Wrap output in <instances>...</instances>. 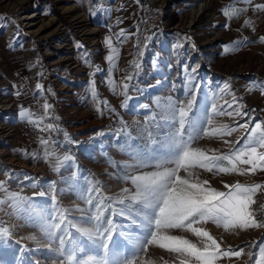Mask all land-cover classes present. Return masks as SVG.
I'll use <instances>...</instances> for the list:
<instances>
[{"label":"rangeland","instance_id":"374dc122","mask_svg":"<svg viewBox=\"0 0 264 264\" xmlns=\"http://www.w3.org/2000/svg\"><path fill=\"white\" fill-rule=\"evenodd\" d=\"M206 1L211 11L182 22ZM256 5L264 0H0V125L14 130L0 127V181L9 193L39 201L35 206L47 211H54L55 197L65 224L91 216L97 200L108 203L123 188L132 189L120 179L123 166L134 163L132 150L146 143L145 130L162 139L166 129L157 125H163L164 106L169 100L187 103L192 89L197 104L202 96L212 97L223 113L213 115L209 131L236 129L203 136L192 147L209 155L235 151L247 139L240 124L247 122L250 130L264 123V9ZM229 104L249 115L229 116ZM25 123L47 129L48 135L32 139L22 129ZM65 155L72 160L64 161ZM192 171L193 179L211 183V172ZM88 184L92 205L71 187ZM39 191L46 195L36 196ZM0 200L6 201L0 205V226L11 233L10 247L0 248V264L66 260L58 257L64 225L50 239L24 213H16L3 191ZM68 231L69 242L82 244L84 254L96 252L86 236ZM151 250L149 245L138 264H154Z\"/></svg>","mask_w":264,"mask_h":264},{"label":"snow or ice","instance_id":"6c2138e0","mask_svg":"<svg viewBox=\"0 0 264 264\" xmlns=\"http://www.w3.org/2000/svg\"><path fill=\"white\" fill-rule=\"evenodd\" d=\"M256 8L264 9V5H256ZM260 39L264 42V36ZM107 44L115 53L116 49L112 47L110 38ZM107 59L111 61L113 56L109 55ZM38 88L42 86L38 85ZM123 88L127 90L128 84L125 83ZM191 92L187 103L169 100L164 106L160 117L163 125H157L166 129L162 139L157 140L152 131L145 130L146 143L143 146L137 145L132 150L134 163L125 164L120 175L121 181L130 182L132 189L123 188L118 198H107L108 203H105L104 199L97 200L91 216L75 222L68 220L65 224L64 211L57 208L55 197L52 198L51 205L54 211H47L35 206L41 203L39 201L30 203L29 197L9 193L5 183L0 181V191L12 202L11 206L16 213H24L50 239L54 238L55 232L64 225V231L58 237V257L66 256V260L61 259L60 264H138L149 245H156L177 254L179 264H217L222 257L239 258L244 255L243 248L234 252L222 251L220 244L208 231L194 225L211 221L226 230L264 227L249 210L250 205L254 203L253 195L264 185L225 183L224 188L227 191H220L211 187L206 180L201 182L199 179H193L192 170L199 168L214 174L241 175L245 172L255 173L257 170L264 172V123L257 122L250 130L247 122L240 124L239 128L247 130L244 144L235 151H230V154L218 155L213 152L209 155L204 150L192 147L193 143L203 136L231 135L236 129L224 126L225 131H209L213 115L223 113H218L214 98L202 96L197 104L196 90L192 89ZM44 107L47 110L50 106L45 104ZM228 108L232 109L227 113L229 116L249 115L241 113L238 105L233 107L229 104ZM48 128H53V125L49 124ZM42 143L48 142L45 140ZM236 143L239 144V140ZM62 159L70 161L72 157L65 155ZM240 164L250 167L241 169L238 167ZM145 168L153 170L130 174ZM56 171H59V168H56ZM181 171L186 173V177L181 176ZM50 183L54 185L55 182ZM71 187L87 204H93L90 184ZM96 191L99 192V189ZM35 195L44 197L46 193L39 191ZM5 203V200H0V205ZM109 209V217L104 219V212ZM113 216L122 217L124 220L114 223ZM57 219L59 223H56ZM125 221H130V224ZM77 224L81 227H77ZM69 228H75L78 233L91 240L96 252L84 254L82 244L70 243L72 233L68 231ZM174 229L191 232L199 238L200 246L180 235L170 234V230ZM10 236L9 228L0 226V248L10 247L7 244ZM259 254V261L255 264H264V247L259 249Z\"/></svg>","mask_w":264,"mask_h":264},{"label":"crops","instance_id":"0c3cea01","mask_svg":"<svg viewBox=\"0 0 264 264\" xmlns=\"http://www.w3.org/2000/svg\"><path fill=\"white\" fill-rule=\"evenodd\" d=\"M222 153L228 154V151ZM238 167L241 169H247L250 166L240 164ZM210 175H212V179L210 180L211 187L220 191H227V189L224 188L225 183H240L246 186L256 184L264 185V172L259 170L255 173L245 172L244 175L239 173L214 174L213 172H211ZM253 200L254 203L250 205L249 210L253 213L259 223L264 224V187L260 188L253 195ZM198 226L208 231L210 235L216 239L217 243L220 244L222 251L230 250L234 252L240 250L241 248L244 249V255L241 257H222L217 261V264H255V262L259 261V249L264 247V227L248 229L235 228L226 230L223 226H218L211 221L199 224ZM184 232L185 231L183 230L176 229L174 232H170V234L180 235L183 238L190 239L191 237H187ZM192 242L196 243L198 247L200 246L199 238L194 236ZM155 248L156 245H152L150 253V256L154 260V264H179L177 254L170 253L167 249L162 248L160 251H155Z\"/></svg>","mask_w":264,"mask_h":264},{"label":"bare ground","instance_id":"6f19581e","mask_svg":"<svg viewBox=\"0 0 264 264\" xmlns=\"http://www.w3.org/2000/svg\"><path fill=\"white\" fill-rule=\"evenodd\" d=\"M212 10V5H210V3H208L207 1L206 2H203L202 5L200 7H198L197 9H195L194 11H192L191 13L187 14V15H184V17L181 19L182 22H195L196 18L199 17V15H202L204 13H207L209 11ZM35 16H25L23 17L22 19L23 20H27V19H32L34 18Z\"/></svg>","mask_w":264,"mask_h":264},{"label":"built area","instance_id":"2783aa9c","mask_svg":"<svg viewBox=\"0 0 264 264\" xmlns=\"http://www.w3.org/2000/svg\"><path fill=\"white\" fill-rule=\"evenodd\" d=\"M0 127H3V129H7L10 132H14L13 129H9L5 125H2V126L0 125ZM22 129H24L25 131H27L28 134H29V136L32 139H40V138L46 137L48 135L47 129L41 128V127L40 128H37V127H34V126L30 125L29 123H25V125L22 126Z\"/></svg>","mask_w":264,"mask_h":264},{"label":"trees","instance_id":"16d2710c","mask_svg":"<svg viewBox=\"0 0 264 264\" xmlns=\"http://www.w3.org/2000/svg\"><path fill=\"white\" fill-rule=\"evenodd\" d=\"M261 115H262V113H261Z\"/></svg>","mask_w":264,"mask_h":264}]
</instances>
